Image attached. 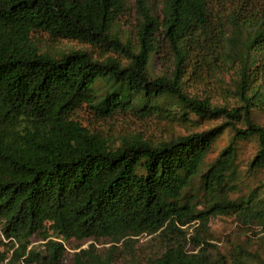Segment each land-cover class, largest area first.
Returning <instances> with one entry per match:
<instances>
[{"label":"trees","instance_id":"16d2710c","mask_svg":"<svg viewBox=\"0 0 264 264\" xmlns=\"http://www.w3.org/2000/svg\"><path fill=\"white\" fill-rule=\"evenodd\" d=\"M122 26L132 27L123 39ZM42 39L90 51L51 55ZM223 74L232 106L191 92ZM262 116L264 0H0V235L11 246L1 262L64 264L73 239L92 243L72 264H114L94 242L145 235L164 244L147 264H224L205 252L210 219L264 233ZM117 117L222 123L113 141L98 125Z\"/></svg>","mask_w":264,"mask_h":264},{"label":"rangeland","instance_id":"374dc122","mask_svg":"<svg viewBox=\"0 0 264 264\" xmlns=\"http://www.w3.org/2000/svg\"><path fill=\"white\" fill-rule=\"evenodd\" d=\"M155 5L160 0H150ZM130 6H133V0H129ZM132 27L122 26L119 29V38H125ZM39 49L42 52H47L51 55H59L62 52L69 50H88L86 46L73 43V42H60L51 43L47 39H42L39 44ZM161 65H157L159 67ZM166 68L165 65H163ZM163 68V69H164ZM170 68V67H169ZM160 69V68H159ZM230 76L223 74L215 78H204L202 85H196L193 82L191 84V92L198 94L202 98L209 93L210 102L216 106L231 105L233 99L229 98L230 94L225 92L223 88H229ZM91 123V122H90ZM222 123V120H201L196 121L190 128L179 127H164L155 126L154 124H148L145 126L139 121L129 118V120L123 117H117L109 123H100L98 127H101L104 131H108L112 135L113 141L119 140V137L127 133H139L142 137H148L149 135H155L158 137H166L168 133L170 135H187L193 131H202L218 126ZM258 124L264 127V116L258 118ZM228 132L225 131L223 135L215 142L213 146V153L208 156L211 160L216 156L220 149H222L228 140ZM254 140L243 143L240 147L239 158L242 161L251 159L255 152ZM196 224L188 228L189 234L196 235ZM183 229V228H182ZM198 229V228H197ZM196 229V230H197ZM186 231V230H185ZM207 233L210 236L208 243L210 247H206V253L211 263L224 264H264V233H260L258 229H247L238 225L232 218L218 217L212 218L207 224ZM92 243V241H75L70 239L64 241L65 255L64 264H72L75 253L80 250H85ZM33 247L42 249V243L36 240H32ZM164 245L161 242V238L158 236H140L130 240H123L119 244L113 246L108 241L94 242L96 248V254L103 259L110 257L113 259L114 264H147L151 259H156L162 253ZM11 253L10 243L5 242L0 235V264L2 257H8ZM188 254H196L197 251H188Z\"/></svg>","mask_w":264,"mask_h":264}]
</instances>
